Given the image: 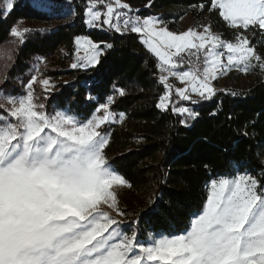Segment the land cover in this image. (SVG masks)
I'll return each instance as SVG.
<instances>
[{"label":"snow or ice","instance_id":"snow-or-ice-1","mask_svg":"<svg viewBox=\"0 0 264 264\" xmlns=\"http://www.w3.org/2000/svg\"><path fill=\"white\" fill-rule=\"evenodd\" d=\"M13 7V0H2L0 15ZM192 7L203 11L205 4ZM207 10L233 30L232 39H222L211 25L172 32L159 17L135 15L139 10L122 0H88L84 22L138 34L158 60L164 93L156 107L184 116L180 123L186 124L199 114L177 106L178 101L197 103L192 93L211 100L217 92L212 82L233 70L264 73V55L249 36L264 34V0H210ZM30 32L14 25L11 43H24ZM75 46L71 68L100 63L104 49L99 44L77 36ZM5 55L14 59L0 50V58ZM170 77L185 84L175 88L176 103ZM36 85L44 99L55 88L37 70L23 94L0 96V264H264V180L247 171L211 179L185 231L150 234L142 243L133 225H127L130 233L124 231L122 218L129 214L118 197L121 187L132 185L111 167L104 151L110 142L104 126L126 119L125 113L110 110L114 96L81 121L70 110L49 113ZM114 92L125 95L122 88Z\"/></svg>","mask_w":264,"mask_h":264},{"label":"trees","instance_id":"trees-1","mask_svg":"<svg viewBox=\"0 0 264 264\" xmlns=\"http://www.w3.org/2000/svg\"><path fill=\"white\" fill-rule=\"evenodd\" d=\"M126 1L139 10L136 15L157 16L171 30L180 28L179 21L187 13L197 21L208 14L224 39L233 37L218 13L207 10L210 0H152L151 5L149 0ZM201 3L203 11L192 7ZM72 6L70 21L61 10H45L29 0H16L10 14L0 15V46L12 39L9 32L14 25L31 30L25 42L18 43L1 86L13 94L21 92L32 62L42 58L46 76L57 81L46 99L41 95L48 111L67 109L89 118L99 103L114 96L111 110L125 113L126 119L107 126L110 142L104 151L111 166L132 185L118 192L120 206L129 214L126 232L131 231L127 225H133L141 239L151 233H182L192 214L201 209L211 179L247 171L264 180V73L246 87L217 91L211 100L192 98L197 103L178 101L173 90L177 106L199 114L182 124L184 116L156 107L164 93L158 82V60L140 36L88 26L84 22L87 1L73 0ZM77 36H87L104 49L95 68L70 67ZM249 36L264 55V34ZM121 88L124 96L114 92Z\"/></svg>","mask_w":264,"mask_h":264},{"label":"rangeland","instance_id":"rangeland-1","mask_svg":"<svg viewBox=\"0 0 264 264\" xmlns=\"http://www.w3.org/2000/svg\"><path fill=\"white\" fill-rule=\"evenodd\" d=\"M29 1H32L33 3H36L38 4L39 6H41L43 9L45 10H50V9H54V8H57L59 10H61L65 15H66V18L67 20H72L73 17H74V8L72 6V1L73 0H29ZM87 1V6H88V0ZM16 0H13V3H15ZM56 2L57 6L54 4ZM1 7H2V1H1ZM51 7V8H50ZM99 10L103 11V7L101 5H98L97 6ZM135 14V13H134ZM185 18H184V23L187 24L189 27H192V28H196L198 31H202L203 29L198 27V25H211V30L215 33H218V34H221L220 31L216 28H214L210 22V18H209V15L207 14L203 19H201L200 21H197L195 19H193L190 15V13H187L184 15ZM182 19V18H181ZM180 19V20H181ZM179 26H180V21H179ZM21 29L23 28H26V27H20ZM28 29V27H27ZM39 29H45L44 27H39ZM222 36V35H221ZM14 38L12 37V39L4 44V45H1L0 46V50H3L4 52H11V54L13 55L14 57V53H15V49L18 45V40L16 43H11V41L13 40ZM90 39V38H89ZM222 39H224L222 37ZM92 40V39H91ZM226 40V39H225ZM93 41V40H92ZM94 42V41H93ZM96 43V42H94ZM98 44V43H97ZM76 47V46H75ZM84 53L83 51H81L80 55L82 56ZM260 54V53H259ZM262 55V54H261ZM76 61V55L74 53V56H73V60H72V63ZM13 63V60L9 61L7 60V56L5 55L3 58H0V96H3V95H20V94H23L25 92V86L27 84V82L29 81V79L31 78L32 75L34 74H37V70H39V73L42 74L43 77H47L51 80L52 83L57 84V81L54 79V78H51V77H48L46 76V71L45 69L47 68L46 66V62L42 59V58H36L32 64H31V67L29 68L26 76H27V81H26V84L23 88V90L17 94H13L12 92H7L6 90H4L1 86L3 80L5 79V77H7V70L8 68L10 67V65ZM5 64L8 65V67H5ZM182 70H187V66L182 69ZM260 71L257 69V70H252L250 71L248 74H244L242 72H239V71H236V70H233L232 72H229L226 76H221L219 77L217 80L213 81L212 84H213V87L215 89H217V91L219 90H222V91H228V90H231L233 88V85H236L238 87H246L247 85L249 84H252L253 82H255L257 80V78L260 76ZM169 83L173 84L174 85V91H175V88H183L185 87V84H182L178 79L176 78H173V77H170L169 78ZM35 89H36V93L37 95H43V90L42 88L39 86V85H36L35 86ZM54 90V89H53ZM52 90V91H53ZM192 98H199L196 94L192 93L191 94ZM41 99H42V96H41ZM42 102V100H41ZM180 106H184V107H187L185 105H180ZM54 110H67V109H54ZM54 110H47L49 113H52ZM111 110V108H110ZM112 111V110H111ZM71 112V111H70ZM95 112V111H94ZM114 112V111H112ZM121 113V112H120ZM71 114H74L77 116L78 119H80L81 121H84V120H87V119H90L92 118L93 114L89 117V118H81L79 115L71 112ZM119 114V113H117ZM110 125V124H109ZM107 126L108 125H105L104 128L105 130L108 132L107 130ZM109 133V132H108ZM109 163V162H108ZM110 164V163H109ZM111 165V164H110ZM112 167V166H111ZM113 168V167H112ZM114 169V168H113ZM115 170V169H114ZM116 171V170H115ZM117 172V171H116ZM124 189H127V187H121L119 189L120 190H124ZM118 191V192H119ZM124 219V229H125V226H126V220L125 218H122ZM125 231V230H124ZM153 234V233H151ZM150 237V234L148 235L147 238L145 239H141V238H138L137 239L140 241V242H146Z\"/></svg>","mask_w":264,"mask_h":264},{"label":"crops","instance_id":"crops-1","mask_svg":"<svg viewBox=\"0 0 264 264\" xmlns=\"http://www.w3.org/2000/svg\"><path fill=\"white\" fill-rule=\"evenodd\" d=\"M122 2H124V3H127V4H129L126 0H122ZM130 8H131V6H130ZM132 9V8H131ZM136 15V14H135ZM155 17H157V16H155ZM141 18H143V17H141ZM184 18H185V16H183L182 17V19L180 20V28L178 29V30H171V29H169L170 31H172V32H176V33H181V32H184V31H187L189 28H192V27H189L187 24H185L184 23ZM164 25H166V24H164ZM167 26V25H166ZM99 44V43H98Z\"/></svg>","mask_w":264,"mask_h":264}]
</instances>
